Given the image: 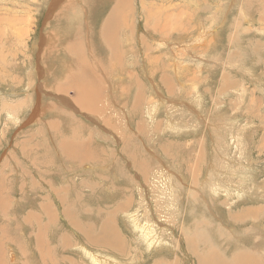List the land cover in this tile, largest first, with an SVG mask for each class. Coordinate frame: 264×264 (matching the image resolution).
I'll use <instances>...</instances> for the list:
<instances>
[{"label": "rangeland", "instance_id": "rangeland-1", "mask_svg": "<svg viewBox=\"0 0 264 264\" xmlns=\"http://www.w3.org/2000/svg\"><path fill=\"white\" fill-rule=\"evenodd\" d=\"M0 264H264V0H0Z\"/></svg>", "mask_w": 264, "mask_h": 264}, {"label": "bare ground", "instance_id": "bare-ground-1", "mask_svg": "<svg viewBox=\"0 0 264 264\" xmlns=\"http://www.w3.org/2000/svg\"><path fill=\"white\" fill-rule=\"evenodd\" d=\"M120 1V0H119ZM117 12V11H116ZM116 12H114V14H115V16H111L108 20H107V23L105 24V26H104V31H103V34H106L107 35V38H109L108 39V41L110 40V37L111 36H113L112 34L115 32V29L114 28H112L111 26H109V23H110V21L111 20H115V18H116ZM113 13V12H112ZM122 13V12H121ZM148 13H150V12H148ZM147 13V14H148ZM150 16V15H149ZM148 16V17H149ZM115 27V26H114ZM117 27V26H116ZM116 34V33H115ZM51 36V35H50ZM110 42V41H109ZM72 47H74V46H72ZM95 75V74H94ZM72 82V81H71ZM85 90V89H84ZM88 93V92H87ZM90 93V92H89ZM91 94V93H90ZM89 94V95H90ZM74 142V141H73ZM63 143H65V142H63ZM68 146H70V145H68ZM68 149V148H67ZM74 158H76V157H74L73 156V159ZM61 188V187H60ZM60 195V194H59ZM248 211H250V210H247L246 212H245V214H247V212ZM239 214H241V213H239ZM243 215V214H242ZM247 216L248 215H246V218H247ZM69 217H71L70 215H69ZM131 219H133V218H131ZM106 223V222H105ZM103 224V223H102ZM109 226V227H106V226ZM103 226V225H102ZM112 228H114V227H111L110 225H109V223H107L106 225H105V227H103V228H101V231H100V233L99 234H97V237H95V238H97V240H95V239H93V241H95V244L96 245H98V246H100V247H103V248H107V249H113V246H114V244L116 245L117 244V242H121L122 241V239L118 236V234L117 233H115L114 232V234H107V232H109ZM91 229V228H90ZM96 229V228H95ZM103 230V231H102ZM115 230V229H114ZM91 231V230H90ZM112 231V230H111ZM96 236V235H95ZM89 239V238H88ZM124 242V241H123ZM119 249V248H118ZM107 251V250H106ZM103 252V251H102ZM107 254V253H106ZM106 254H104V255H106ZM95 256V255H94ZM91 258V257H90Z\"/></svg>", "mask_w": 264, "mask_h": 264}]
</instances>
